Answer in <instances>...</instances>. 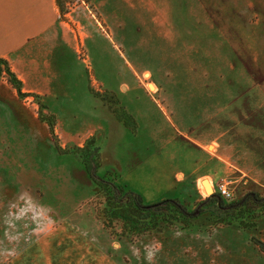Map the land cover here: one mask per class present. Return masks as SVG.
I'll list each match as a JSON object with an SVG mask.
<instances>
[{
  "label": "rangeland",
  "instance_id": "374dc122",
  "mask_svg": "<svg viewBox=\"0 0 264 264\" xmlns=\"http://www.w3.org/2000/svg\"><path fill=\"white\" fill-rule=\"evenodd\" d=\"M59 4L63 19L94 34L93 44L44 95L22 90L31 96L21 98L5 74L0 80V264H15L64 224L115 264H264V213L256 226L250 218L226 226L231 218L217 223L212 205L199 211L221 184L233 194L227 204L264 197V0ZM123 112L134 120L129 127ZM89 138L102 149L98 176L117 175L145 205L179 200L199 217L193 226L107 228L98 184L77 154L58 151ZM189 140L225 162L201 157L209 176L175 188V173L201 153Z\"/></svg>",
  "mask_w": 264,
  "mask_h": 264
},
{
  "label": "crops",
  "instance_id": "0c3cea01",
  "mask_svg": "<svg viewBox=\"0 0 264 264\" xmlns=\"http://www.w3.org/2000/svg\"><path fill=\"white\" fill-rule=\"evenodd\" d=\"M63 16L58 0H0V59L8 62L26 93L44 95L50 92L49 85L57 84L61 74L66 75L77 64H83L78 57L80 49L88 52V43L93 44V33L88 34L80 21L73 20V26ZM189 142L201 153L187 169L175 173L172 185L175 188L188 178L198 182L209 176L202 172L204 164L200 163L201 157L207 160V165L212 160L225 162L220 156L208 152V145ZM217 150L214 148V152ZM14 262L115 264L90 242H84L77 236L74 227L66 224L51 227L46 234L38 236Z\"/></svg>",
  "mask_w": 264,
  "mask_h": 264
},
{
  "label": "trees",
  "instance_id": "16d2710c",
  "mask_svg": "<svg viewBox=\"0 0 264 264\" xmlns=\"http://www.w3.org/2000/svg\"><path fill=\"white\" fill-rule=\"evenodd\" d=\"M4 74L21 98L29 97L28 95L30 94L22 92V82L12 72L8 62L0 59V80L4 77ZM121 115L126 127H129V121L134 123V120L126 112H123ZM101 150V147L96 144L94 138H89L82 147H76L73 150L58 148L61 154H77L81 158L91 180L98 184V190L105 199L102 213L107 228H109L111 223L116 221H119L123 228L138 233L152 230L161 232L163 229H171L179 224L183 228L193 226L195 220L199 217L195 213L190 212L179 200L168 199L153 205H145L141 196L125 191L117 183V175L107 172L103 177L98 176L97 171L102 167L100 162ZM118 193H123L128 198V201L121 200V196ZM206 201V203L201 204L202 208L199 211L204 213L206 212V207L209 208L208 206L212 205L217 213L216 218L219 220L217 223L223 224L225 217L231 218L226 223V226L232 225V222H235V220L243 226L246 218L252 219L253 224L250 225L256 226V221L264 213V197L260 198L258 194L254 196L249 195L240 205L238 203L234 205L227 204L218 194L209 197ZM246 225H248V222ZM261 248L263 251L264 244H261Z\"/></svg>",
  "mask_w": 264,
  "mask_h": 264
},
{
  "label": "built area",
  "instance_id": "2783aa9c",
  "mask_svg": "<svg viewBox=\"0 0 264 264\" xmlns=\"http://www.w3.org/2000/svg\"><path fill=\"white\" fill-rule=\"evenodd\" d=\"M219 195L225 200H230L233 197V194L226 184H221L219 186Z\"/></svg>",
  "mask_w": 264,
  "mask_h": 264
},
{
  "label": "bare ground",
  "instance_id": "6f19581e",
  "mask_svg": "<svg viewBox=\"0 0 264 264\" xmlns=\"http://www.w3.org/2000/svg\"><path fill=\"white\" fill-rule=\"evenodd\" d=\"M205 188H206L208 191H211V190H212L211 184H210L209 182H205Z\"/></svg>",
  "mask_w": 264,
  "mask_h": 264
},
{
  "label": "water",
  "instance_id": "95a60500",
  "mask_svg": "<svg viewBox=\"0 0 264 264\" xmlns=\"http://www.w3.org/2000/svg\"><path fill=\"white\" fill-rule=\"evenodd\" d=\"M209 192H211V191H209ZM255 194H252V196H254Z\"/></svg>",
  "mask_w": 264,
  "mask_h": 264
}]
</instances>
